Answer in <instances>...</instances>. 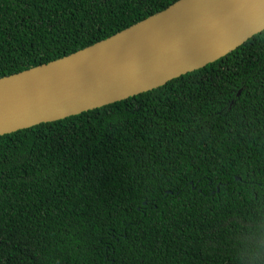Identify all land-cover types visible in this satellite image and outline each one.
Instances as JSON below:
<instances>
[{
  "label": "trees",
  "instance_id": "obj_1",
  "mask_svg": "<svg viewBox=\"0 0 264 264\" xmlns=\"http://www.w3.org/2000/svg\"><path fill=\"white\" fill-rule=\"evenodd\" d=\"M181 0H0V78ZM0 264H264V31L154 91L0 136Z\"/></svg>",
  "mask_w": 264,
  "mask_h": 264
},
{
  "label": "water",
  "instance_id": "obj_2",
  "mask_svg": "<svg viewBox=\"0 0 264 264\" xmlns=\"http://www.w3.org/2000/svg\"><path fill=\"white\" fill-rule=\"evenodd\" d=\"M264 31V0H181L70 56L0 78V136L140 96Z\"/></svg>",
  "mask_w": 264,
  "mask_h": 264
}]
</instances>
